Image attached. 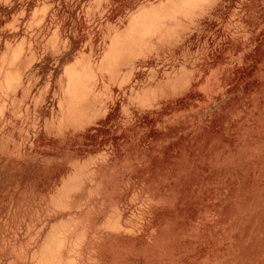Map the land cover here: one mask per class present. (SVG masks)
Here are the masks:
<instances>
[{"label":"rangeland","instance_id":"obj_1","mask_svg":"<svg viewBox=\"0 0 264 264\" xmlns=\"http://www.w3.org/2000/svg\"><path fill=\"white\" fill-rule=\"evenodd\" d=\"M0 264H264V0H0Z\"/></svg>","mask_w":264,"mask_h":264}]
</instances>
